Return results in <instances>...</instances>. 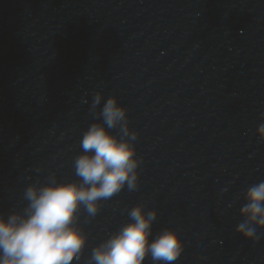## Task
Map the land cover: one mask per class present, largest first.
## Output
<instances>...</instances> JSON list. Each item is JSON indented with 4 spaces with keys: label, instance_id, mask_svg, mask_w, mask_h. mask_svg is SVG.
I'll list each match as a JSON object with an SVG mask.
<instances>
[{
    "label": "water",
    "instance_id": "1",
    "mask_svg": "<svg viewBox=\"0 0 264 264\" xmlns=\"http://www.w3.org/2000/svg\"><path fill=\"white\" fill-rule=\"evenodd\" d=\"M96 92V113L112 95L127 109L143 159L136 190L81 209L79 264L139 203L158 212L153 237L180 235L174 264H264V228L235 231L264 181V0H0V214L50 173L79 179Z\"/></svg>",
    "mask_w": 264,
    "mask_h": 264
},
{
    "label": "clouds",
    "instance_id": "2",
    "mask_svg": "<svg viewBox=\"0 0 264 264\" xmlns=\"http://www.w3.org/2000/svg\"><path fill=\"white\" fill-rule=\"evenodd\" d=\"M102 100V92H96L91 110L102 120L85 129L79 142L82 151L73 160L79 179L58 180L50 173L46 182L26 187L22 211L0 214V264H79L88 241L79 223L81 209L94 218L101 201L125 187L138 188L143 159L135 147L139 133L130 128L127 109L115 95L96 113ZM117 128L119 134L110 131ZM256 135L264 142V123ZM243 197L239 214L244 219L235 231L255 242L261 238L257 230L264 228V181L249 186ZM157 215L155 208L136 204L128 210L129 222L97 244L86 264H144L146 258L152 264H174L183 252V241L173 228L153 237Z\"/></svg>",
    "mask_w": 264,
    "mask_h": 264
}]
</instances>
